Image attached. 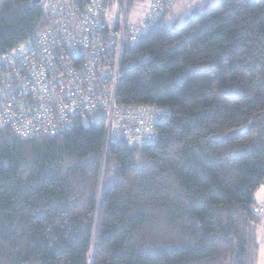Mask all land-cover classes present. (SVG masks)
Returning <instances> with one entry per match:
<instances>
[{"label":"trees","instance_id":"obj_1","mask_svg":"<svg viewBox=\"0 0 264 264\" xmlns=\"http://www.w3.org/2000/svg\"><path fill=\"white\" fill-rule=\"evenodd\" d=\"M139 1L102 3L141 25ZM180 1L119 59L116 103L166 110L152 141L86 115L28 138L0 120V264L256 263L264 0ZM43 2L0 0V57L46 26Z\"/></svg>","mask_w":264,"mask_h":264},{"label":"built area","instance_id":"obj_2","mask_svg":"<svg viewBox=\"0 0 264 264\" xmlns=\"http://www.w3.org/2000/svg\"><path fill=\"white\" fill-rule=\"evenodd\" d=\"M172 1L152 0L137 25L116 4L109 12L102 0H44L46 26L0 57V120L28 138L59 133L86 115L90 123L107 119L115 137L152 141L165 108L121 107L115 87L125 42L139 38Z\"/></svg>","mask_w":264,"mask_h":264},{"label":"crops","instance_id":"obj_3","mask_svg":"<svg viewBox=\"0 0 264 264\" xmlns=\"http://www.w3.org/2000/svg\"><path fill=\"white\" fill-rule=\"evenodd\" d=\"M182 1H185V2H182ZM181 3H184V5L188 6L189 5H192V3H194L195 1L194 0H181L180 1ZM144 10H140V9H135L133 10L132 12V18H130L131 20H141L143 17H144ZM262 187H260L256 192H255V198H256V202H257V199H261L262 200V204L258 203V205H264V188L261 189ZM261 227L259 228L258 230V235H259V241H263L264 240V215L263 217L261 218ZM263 232H262V231Z\"/></svg>","mask_w":264,"mask_h":264},{"label":"rangeland","instance_id":"obj_4","mask_svg":"<svg viewBox=\"0 0 264 264\" xmlns=\"http://www.w3.org/2000/svg\"><path fill=\"white\" fill-rule=\"evenodd\" d=\"M149 0H140L139 2H138V4H136L135 5V9H140V10H144L145 9V7H146V5H147V2H148ZM194 1H197V0H194ZM123 7V6H122ZM120 8V7H119ZM122 9V8H121ZM113 10H116V7H111V8H109L108 9V11L109 12H111V11H113ZM132 12H133V10L131 11V13L129 14L130 16V18H132ZM188 13L186 12L185 13V15L184 16H186ZM179 17V19H178V22H177V24H181V23H183L184 22V20H185V18L184 17H182V16H178ZM260 187H262L261 189H263L264 188V184L262 185V186H260ZM257 202L258 203H260V204H262V200L261 199H257ZM262 231V230H261ZM263 232V231H262ZM264 233V232H263ZM260 242V241H259ZM255 264H264V240L263 241H261L260 243H259V250H258V255H257V259H256V263Z\"/></svg>","mask_w":264,"mask_h":264},{"label":"water","instance_id":"obj_5","mask_svg":"<svg viewBox=\"0 0 264 264\" xmlns=\"http://www.w3.org/2000/svg\"><path fill=\"white\" fill-rule=\"evenodd\" d=\"M37 1H39V0H37Z\"/></svg>","mask_w":264,"mask_h":264}]
</instances>
